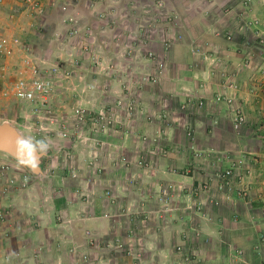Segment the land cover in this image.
Here are the masks:
<instances>
[{"label":"crops","instance_id":"0c3cea01","mask_svg":"<svg viewBox=\"0 0 264 264\" xmlns=\"http://www.w3.org/2000/svg\"><path fill=\"white\" fill-rule=\"evenodd\" d=\"M7 1L0 0V15ZM115 1L47 2L52 8L62 3L67 8L59 10L58 26L53 25L55 39L62 32L76 41L79 51L84 42L102 45L93 60L103 61L105 70L97 67L99 73H88L86 84L69 74L74 96L78 83L86 85L79 92V102L91 103V108L95 103L105 105L122 92L125 72L119 68L122 56L116 45L130 39L117 42L112 37L128 22L124 15L130 11L128 4ZM167 5L181 40H175L159 84L143 90L144 113L133 119L131 134L120 130L106 138L109 146L104 152L99 150L100 156L92 164L88 150L79 148L76 156L83 161L78 164L81 177L77 181L57 175L59 179H51L47 186L32 182L20 196L17 174L1 173L0 210L11 209L7 221H0V264H174L179 259L174 251L177 246L194 254L192 264H264V149L246 146L250 127L236 132L233 120V109L244 112L248 119L255 117L263 70L250 65L246 46L239 55L236 42L226 40L239 31L236 10L264 19V0H169ZM101 12L115 16L112 35L111 27L98 18ZM15 16L10 15V20L0 16V35L14 31L13 27L19 32L20 21L11 20ZM76 29L78 36L70 38ZM110 43L115 47L105 48ZM158 50L162 52L161 46ZM134 55L138 63L143 62L138 68L151 69L143 52L136 50ZM72 56L69 64L76 68L80 61ZM62 64L64 68L68 65L64 57L58 66ZM196 100L206 104L195 108ZM157 133L166 145L165 155L140 139L159 136ZM67 142L72 149L73 144ZM117 156L130 157L134 164L144 157L152 168L116 165L112 160ZM246 159L250 161L247 166ZM95 167L101 170L95 171ZM227 171L234 172L229 181L235 187L220 191L223 179L219 175ZM204 184L210 190L203 191ZM4 186L11 188L6 196L1 194ZM76 187V191L87 190L86 200L74 194ZM162 188L168 194L159 197ZM239 188L248 189V195L239 196ZM80 252L87 255L83 262L76 260ZM239 252L243 255L240 260Z\"/></svg>","mask_w":264,"mask_h":264},{"label":"rangeland","instance_id":"374dc122","mask_svg":"<svg viewBox=\"0 0 264 264\" xmlns=\"http://www.w3.org/2000/svg\"><path fill=\"white\" fill-rule=\"evenodd\" d=\"M158 1L159 0H149V1L118 0L117 3L116 1L113 3L123 4V6L124 4H128L129 6L127 7V10L130 11V13L128 14L129 15L128 18L133 19L132 17H135L132 12V10L134 11L133 7H137L139 13L137 14L136 18H139L138 16L142 14L141 9L144 5L153 4L154 2L158 3ZM66 9L67 8L66 6H64L63 3L57 4L56 7L54 8L46 6L44 12L40 14L39 12L29 9L27 0H8L7 6L1 9L0 16L5 18V20L7 19L10 20V18H8L10 15L13 16L16 15L11 20L20 21L18 28L20 29L19 32L15 27H13L11 30L14 31H10L8 34L0 35L1 36L0 38L7 39L9 45L12 48L11 54L0 58V64L5 63L8 66V73L5 76L7 81H15L17 78L21 77V74L25 71V69H29V67L35 65L42 72V74L46 75V77L51 81H53V83L55 84V89H54L53 97L51 99V103H48L50 107L46 109L43 108L42 109L43 113L40 112V114H35L33 108L29 107L28 105L22 104L21 102H18L13 98L11 99V97L4 95V91L3 89H1L0 86V120L1 121L17 120L18 122L17 126H19L23 130L26 136L30 137L33 140L36 146H38L42 150H51L52 152L55 153V157L48 158L46 160V171L48 173V180L46 181V183H43L40 179H37L35 176L30 174L29 186L32 184V182H38L40 184L43 183L44 185L47 186L50 180L55 178L57 175L61 176L62 180L70 181L69 179H71L73 181H77V179L81 177L80 165L78 164L79 162L83 161L80 159L78 155L76 156L78 149L83 147L84 149L88 150L89 157L94 154L91 148H89L88 146H84L83 144L71 143L73 144L72 146L73 148L70 149L69 144H67L68 140H63V139L60 140L51 135L56 125H59L58 123L61 122L68 123L69 118L72 117V113L74 112V110L80 108L91 109V106H88V104L89 105H93V104L79 102L80 101L79 92L84 90V87L86 86L84 84H86L87 81H90V76L88 73H92V74L99 73L97 72L98 71L97 67L99 68L100 71L105 70L104 68L105 63H103V61H100L101 63L100 62L98 63L95 60H93V58H95L96 55L100 54L99 51L102 50V45H100L99 43L98 44L91 43V45L87 43L88 45L86 46L89 47V51L83 52L82 50H80L83 52L82 53L79 50H77L76 41H74L73 38L68 40L67 38H65L64 33L57 32L56 39L54 38L53 34L55 33V31L53 30V25L55 24L58 26V20L60 18V14L62 11ZM59 10L61 11L60 13ZM123 10L125 9H122V11ZM235 13L237 15V19L239 20V21L237 20L239 23V27H238L239 31L237 34H234V36L232 35L231 39H226V40L230 42H236L235 44L238 45L237 50L239 49L238 52L239 55L241 52L243 53L242 50L243 47L244 46L247 47L248 49L247 55H249V57L252 58L250 65H252L259 71L263 70L262 71L263 76L261 75V80L262 82H264V78H263L264 56L262 57V55H264V19H260L261 16L259 18L258 16L247 14L244 11L236 10ZM122 25L123 27L121 28L123 30L131 29V27L128 26L126 23H122ZM82 26L88 27L91 26V24L90 25L83 24ZM22 28H24L22 30L23 32L21 31ZM65 33H67V30ZM16 39H19V42L15 43ZM59 44H62V47ZM122 44L124 45H119V44L116 45L117 50H120L121 52L120 57L122 56V59L120 60L119 68L124 70L125 75L126 74L130 75V77L127 78L128 84H130V86L133 85L132 87L135 88V86L139 84L147 83L144 80L145 78H147L148 73L149 74L154 73L157 70L158 66L155 67L153 64H151V69L146 72H145L146 67L138 68V66H140V64L142 65L143 62L138 63L136 61L137 59L133 57L132 52L127 46L129 43L126 44L122 43ZM65 46H67L68 49H65ZM60 47L64 48L62 49V52ZM113 47H115V45H113L112 43L105 45V48H113ZM73 48H75L77 51L72 53L69 51V49L73 50ZM76 52L78 56L75 55ZM71 54H73L72 57H74V60L80 61L79 64L77 65L78 67L76 68L70 65L72 63ZM89 56H91L92 58L91 60L87 61L86 57L88 58ZM61 57H64V59H66V63H68V65H65V68L63 64H62L63 66L61 65V67L58 66ZM84 62L88 63V65H85ZM90 68L94 72H91L89 70ZM69 74H73L71 76L75 75L77 80H81V82H84V84L82 85L81 83H78L77 86L78 91L76 92V96H74V93H72V88L69 80L71 79V77ZM94 83L96 84V81H94ZM258 83L260 84L261 81ZM125 85L123 83L121 85L123 86L122 92L117 97H110L107 103H111L114 99H119L121 95L124 94ZM253 86L255 87V85ZM130 91L134 93L132 89H130ZM261 94L262 93L259 90V95ZM258 96L256 98L259 100V103H254L255 105L254 116L259 117L260 119L261 116L264 115V110H263V106H260L261 105L260 103H262V98ZM128 97L129 94H127L125 97L123 96L124 101L122 103H128ZM100 103H95L94 108L101 107ZM237 107L239 108V105ZM49 110H53V113L49 114L48 112ZM233 110L235 111V115H236L238 113V110L237 111L236 109ZM253 118L248 119L249 122L247 123V125L249 124L248 127H250V130L246 135V138L248 139V141L245 142L246 146H249V148L253 150H256L257 148L264 149V136H263L264 131L258 128L259 125L258 123H260V120H256V118L255 119ZM41 121L46 123L43 124V129L41 128L42 125ZM170 123L173 122L170 120ZM44 127L46 128L45 130ZM155 137H157L158 142H160V145L162 147H166V145L162 140L163 138H161L160 135ZM58 140H60V143ZM60 149H62V151L64 150L69 151L70 153H72L71 155L73 156L75 155V159L72 160L71 155H67L65 159V155L62 153ZM0 156L3 157L2 161L0 162L1 163L0 165H2L4 162L11 161V163L14 166L17 165L26 173L28 172L24 170L21 166H19L16 162L9 159L8 157L2 154H0ZM83 156L85 162V155ZM109 157L111 158L110 155ZM120 158L121 156H117L116 158L114 157L112 162L117 165L119 164L118 161ZM127 158L132 160V158L130 157ZM249 162L250 161L246 159L244 164L247 166ZM100 168L101 167H95V171L96 169L100 171ZM231 174L233 176L235 175L234 172ZM74 175H76V177H74ZM56 178L59 179L58 177ZM16 180L18 182V179ZM20 183H21L20 184L21 187L19 186L17 192L21 193L19 194L21 196L24 195L23 192L26 191L29 186L25 188L23 187L21 181ZM76 189L77 187L74 189V194L80 195L81 198L86 200L88 196L87 190L79 188L80 190L76 191ZM14 192L16 191H12L11 194H13ZM165 193L168 194L167 192H164V189L162 188L160 190L159 197L164 196ZM27 200L26 198H24L25 202ZM24 208H26V206L24 207V204H22L21 209L25 210ZM10 209L11 208H9V210ZM198 232L199 229H197V231L194 232L196 236L200 234ZM77 252L79 253L78 250ZM76 256H78L76 259L78 262L79 261L83 262V260L86 258L87 255L80 252V254Z\"/></svg>","mask_w":264,"mask_h":264},{"label":"built area","instance_id":"2783aa9c","mask_svg":"<svg viewBox=\"0 0 264 264\" xmlns=\"http://www.w3.org/2000/svg\"><path fill=\"white\" fill-rule=\"evenodd\" d=\"M168 1L169 0H159L158 3L154 2L153 4L144 5L141 9L142 14L139 16L137 22L138 31L126 32L127 36L132 42L131 44L129 43L127 45L130 51L132 53L136 50L140 53L143 52V56L146 60L149 62L151 61L155 67L158 66L154 73H148L147 78L144 80L147 83H158L162 78V75L165 73V62L169 57L172 45V41L170 40L171 30H169V28H174L177 24L174 23L175 17L173 16L172 11H169L168 9ZM27 2L29 9L39 12L40 14L44 12L46 6L51 7L52 5V3L50 5L47 4L48 0H27ZM124 16L129 17L127 13H125ZM98 18L101 22L107 23V26L113 27L115 24V21L112 22V19L115 18L112 13H98ZM167 26L170 27L167 28ZM70 34V36H78L79 29L72 30ZM178 38L181 39L180 36ZM16 42H19V39H16L15 43ZM86 45H88L87 42H84L80 45V49L83 52L89 51V47ZM159 45H161L162 52L158 51ZM11 53L12 48L9 45L7 39L0 38V58ZM7 73V64H0V86L4 91V95L33 108L35 114H40V112L43 113V108L46 109L50 107L48 103H51L55 84L53 81L48 79L46 75L42 74L38 67L33 65L29 67V69H25V71L21 74V77L17 78L15 81H7L5 77ZM261 83L262 86L259 90L262 93L260 98L263 99L262 103L264 110V82L261 81ZM127 91L129 94L128 103H122L119 99H114L111 103H105V105H102L101 107H93L91 109H76L72 113V117L69 118L68 123H58L59 125H56L51 135L60 140H68L71 143L88 146L94 152L92 155L91 164L95 163L100 156L99 150L101 149L100 151L104 152V149L109 146L106 138L109 136H114L120 130H124L126 133L125 135L131 134V125L133 119L135 118L136 112L140 108V104L136 103V93H132L128 88ZM203 105L204 103L202 101L196 103V106ZM184 107L189 106L185 105ZM48 112L49 114H52L53 110H49ZM159 119H165V116H159ZM41 122V128L43 129V124L46 123L43 121ZM248 122V118L245 115H241L239 111L234 119L235 129L238 132H241L242 128L248 127ZM258 128L264 131L263 124H259ZM45 129L46 128L44 127V130ZM140 139L143 143H147L148 145L153 143L154 146H157L158 148L162 147L159 145L157 137L151 138L149 135H143ZM60 140H58L59 143ZM60 150L62 151V149ZM62 153L65 155V159L67 155L72 154L67 150L62 151ZM71 157L72 160L75 159V155H71ZM118 163H123L128 167L136 165L140 168H144L149 165L144 157L139 158L136 164H134L135 160H131L126 156H121ZM9 171H13L17 174L18 188L21 184L20 181L22 182L23 187L27 188L29 186L30 175L23 171L20 167L17 165L14 166L11 161L4 162L2 165H0V175L1 173L7 175ZM230 175V172H227L225 175H219V177L223 179V182H221L219 186L220 190L234 189L235 186L229 181V178H231ZM74 177H76V175H74ZM13 181V178H11V182ZM205 185L206 184L203 185V191L210 190L211 187L208 184L206 187ZM10 190V186H4L1 190V194L3 196L8 195ZM237 192L239 196L248 195V189L239 188ZM9 213V210H0V221L3 223L6 222ZM174 251L179 258L174 264H192L194 262V254L190 253L189 249H186L185 246H177ZM242 256V252H239V260L242 258Z\"/></svg>","mask_w":264,"mask_h":264},{"label":"water","instance_id":"95a60500","mask_svg":"<svg viewBox=\"0 0 264 264\" xmlns=\"http://www.w3.org/2000/svg\"><path fill=\"white\" fill-rule=\"evenodd\" d=\"M0 154L25 167L33 176L43 183L48 180L46 160L55 157L51 150H42L26 136L23 130L11 120H0ZM31 155L35 167L21 163Z\"/></svg>","mask_w":264,"mask_h":264},{"label":"trees","instance_id":"16d2710c","mask_svg":"<svg viewBox=\"0 0 264 264\" xmlns=\"http://www.w3.org/2000/svg\"><path fill=\"white\" fill-rule=\"evenodd\" d=\"M134 8V7H133ZM132 12H133V15L135 16V17H132L133 19H129L128 18V22H126V24L128 23L129 24V26L131 27V29H127V30H123L122 28H121V32L120 33H118V34H114V35H117V37H115V38H113L112 37V39L113 40H116L117 42H118V40H121V39H128L129 37L127 36V34H126V32H136V31H138V29H137V22H138V18H136V16H137V14L139 13V11L137 10V8H134V11L132 10ZM141 16V15H140ZM139 17V16H138ZM164 25H166V24H164ZM170 26H167V28H169ZM115 28V27H114ZM113 27H111V30H110V35H112V33H114V32H116L115 31V29H114ZM169 30H171V36H170V40L172 41V45H171V49H170V53H169V57H168V59L166 60V62H165V68L168 66V64H169V62H170V56H171V53H172V49H173V46H174V44L176 43L175 42V40H177V41H180L181 39H179V38H177L179 35H177L176 34V31L173 29V28H169ZM125 32V33H124ZM130 39V38H129ZM179 39V40H178ZM122 43H124V41L122 42ZM121 43V44H122ZM129 43L131 44L132 42L129 40ZM124 45V44H123ZM161 45H159L158 46V48L160 47ZM159 52H161L160 50H158ZM133 57H135V55L133 54ZM136 58V57H135ZM165 72H166V70H165ZM130 77V75L129 74H126V75H124V78L122 79V81H123V83H124V85H125V91H124V94L123 95H121V97L119 98V100L121 101V102H123L124 101V98H123V96L125 97L127 94H128V91H127V88L128 89H133L134 90V92L136 93V96H135V99H136V103H139L140 104V108H139V110L136 112V114H135V117L136 116H138V114H139V112H143V104H142V99H143V96H142V93H143V90L145 91V88H148V87H150V86H155L157 83H143V84H139V85H137V86H135V88H133L132 86H130V84H128V79L127 78H129ZM259 86V85H258ZM261 87V86H260ZM136 89H140V91H136ZM185 104H187V103H185ZM184 104V105H185ZM261 105L260 106H263V103H260ZM239 112V111H238ZM241 112V115H245L246 117H247V115L244 113V112H242V111H240ZM144 113V112H143ZM238 114V113H237ZM237 114L235 115V117L237 116ZM147 115V114H146ZM147 118H149V115L147 116ZM248 118V117H247ZM258 124H263L264 125V115L260 118V123H258ZM236 130V129H235ZM236 132H238L237 130H236ZM238 134H240V133H238ZM152 147L154 148L155 146H154V144L152 143ZM224 174H226V173H224Z\"/></svg>","mask_w":264,"mask_h":264},{"label":"clouds","instance_id":"9594fccd","mask_svg":"<svg viewBox=\"0 0 264 264\" xmlns=\"http://www.w3.org/2000/svg\"><path fill=\"white\" fill-rule=\"evenodd\" d=\"M216 35L218 36V35H220V33H216ZM231 36H232V34H230L229 36H227V38L228 39H231ZM230 37V38H229ZM168 69V66L166 67V69L165 70H167ZM164 75V74H163ZM163 75H162V78H163ZM161 78V79H162ZM161 79L159 80V82L161 81ZM159 82L157 83V84H159ZM200 101V100H199ZM199 101H197V103H199ZM204 104H206V103H204ZM204 106V105H203ZM203 106H196L195 105V108H202ZM131 130H132V125H131ZM152 145V143L150 144V146ZM159 145H160V142H159ZM154 151L157 153V154H162V155H165L166 154V147H160V148H158L157 146H155L154 147ZM147 159V158H146ZM21 163H25V164H27V165H29V166H32V167H35L36 166V163L34 162V160L31 158V155L29 156V158L28 159H26V160H22L21 161ZM149 165L147 166V167H144V168H142V169H144V170H148V169H150V168H152V165L149 163V162H147ZM18 164V163H17ZM19 166H21L20 164H18ZM24 170H26V171H28L25 167H23V166H21ZM228 172V171H227ZM226 172V173H227ZM230 173H232V172H230ZM27 174H31L29 171L27 172ZM264 173H263V170H262V175H263ZM225 175V174H224ZM220 190V189H219ZM220 191H224V190H220ZM227 191V190H226Z\"/></svg>","mask_w":264,"mask_h":264}]
</instances>
